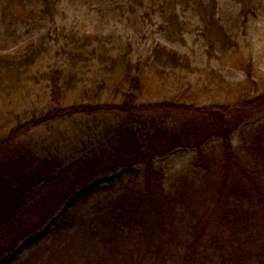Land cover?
Returning a JSON list of instances; mask_svg holds the SVG:
<instances>
[{
    "label": "trees",
    "instance_id": "obj_1",
    "mask_svg": "<svg viewBox=\"0 0 264 264\" xmlns=\"http://www.w3.org/2000/svg\"><path fill=\"white\" fill-rule=\"evenodd\" d=\"M77 1L99 10L106 2ZM232 1L239 6L238 23L264 14V0ZM62 2L1 0L5 26L51 19L55 28L18 54H0V261L60 214L54 243L33 251L21 264H264V125L243 138L239 153L232 143L245 121L264 113V77L254 73L245 54L238 61L239 43L228 26L233 21L221 16L220 0L124 2L133 13L151 8L171 42L185 44L197 19L208 55L222 66L238 61L247 71L238 84L228 83L211 65L194 67L187 56L158 43L134 64L133 48L123 35L110 47L111 37L58 25ZM124 6L115 8L123 12ZM53 45L61 64L38 70ZM90 58L97 62L92 76L83 71ZM197 73L204 75L200 91H218L222 97L208 108L200 102L199 89L192 90L191 77ZM172 77L188 85L180 97L161 99V89L140 105L129 92ZM88 86L93 88L90 104L48 110L33 103L36 91L47 89L60 104L88 92ZM78 115L103 116L111 123L115 119L106 115L149 121L135 131L123 130L126 121L121 119L106 125L109 141L69 168L58 155L43 156L40 143L22 140L35 129ZM215 138L221 140L219 157L201 151ZM179 148L199 150L193 174L166 188L155 161ZM138 165L144 166L142 187H122L89 210L64 208L90 183Z\"/></svg>",
    "mask_w": 264,
    "mask_h": 264
},
{
    "label": "rangeland",
    "instance_id": "obj_2",
    "mask_svg": "<svg viewBox=\"0 0 264 264\" xmlns=\"http://www.w3.org/2000/svg\"><path fill=\"white\" fill-rule=\"evenodd\" d=\"M124 1L106 0L103 3L104 10H99V7L96 5L90 6L77 0H63L56 23L68 29H74L79 33L100 34L111 37L112 44L109 45L110 47L117 46L118 43L115 37L123 35L124 41L127 44L130 43L133 48L130 57H132L134 64L140 63L148 49L155 43H158L187 56L196 68L203 69L211 65L214 69H218L221 72L222 78L228 83L238 84L246 80L247 71L241 68L238 62L243 59L241 58L243 54L247 56V59L252 61V67L256 69L254 73L264 77V14L247 19L246 24L238 23L239 6L232 0H220V7L223 10L221 16L233 21L232 23H228V26L233 33L234 39L239 43L238 48L235 50L238 52V61L222 66L217 60L212 58V55H208L203 40L198 36L197 19L194 21V25L191 26L190 33L186 36L185 44L178 41L171 42L159 28L160 25L156 23V15L151 8L138 10L136 13H133L128 9ZM1 6L0 0V54H18L27 45L37 41L41 35L53 31L55 28V23L51 19H44L30 24L5 26L1 21ZM122 6L126 8H121L123 12L120 9H116ZM57 49L58 47L53 45L52 52L40 62V65L37 67L38 70L47 71L59 67L61 58L58 56ZM112 50L114 49L112 48ZM96 63L92 58L88 59L83 68L84 73L92 76ZM134 73L137 76L139 75L136 70ZM202 76L199 73L193 74L191 77L192 90L199 89L200 102L203 107L208 108L217 97H221V94L217 93L218 91L215 93L204 92L206 90L200 91L205 88ZM143 86L140 92L136 90L129 91L138 97L136 104L149 103V98H152L157 90H164L161 99H170L180 97L182 95L181 88L188 89V85L180 86L179 81L175 77H172L169 81L149 82ZM90 88L92 87L88 86L86 88L88 92L81 95L72 94L70 98L60 101V104L53 100L47 89L43 92H34L32 99L33 103L40 104L42 108L48 110L56 109L59 105L65 106L66 103L74 104L78 102V104H90L91 98H88V96L93 92V88L92 90ZM26 106L30 108L32 104L29 103ZM105 117L112 120L115 119V121H112L114 125L120 119L121 122L123 120L126 121V124L123 125V130H142L141 123L149 121L146 117L140 119L137 116L133 118L134 120L136 119V123H132V118L128 121L126 117L121 116L106 115ZM170 121L168 120V123H171ZM110 123L103 116L78 115L69 121H61V123L50 124L35 129L28 137L22 140L40 143L39 148H41L43 156L58 155L65 162V167L69 168L78 164L91 151L99 150L102 145L109 141L111 135L108 136L103 131L106 129V125ZM261 125H264V113L245 121L234 132L232 143L236 152L239 153L242 150L243 138L247 137L253 129ZM201 151L208 156L219 157L222 153L221 140L217 138L212 139L201 148ZM198 154V149L179 148L155 161V167L162 170L165 175L164 183L166 188H169L176 178L191 176L193 174L194 166L192 163ZM143 173L144 166L138 165L132 171L123 169L108 178H100L90 183L85 190L75 194L69 201L70 205L67 204L64 208L67 209L71 205H76L78 208H88L89 210L98 200L115 196L122 187H142ZM119 176H121L120 180L117 179ZM59 220L60 214L35 236L23 241L17 250L2 259L0 264H21L33 251L51 246L54 243L55 228L59 224Z\"/></svg>",
    "mask_w": 264,
    "mask_h": 264
},
{
    "label": "water",
    "instance_id": "obj_3",
    "mask_svg": "<svg viewBox=\"0 0 264 264\" xmlns=\"http://www.w3.org/2000/svg\"><path fill=\"white\" fill-rule=\"evenodd\" d=\"M70 205V204H69Z\"/></svg>",
    "mask_w": 264,
    "mask_h": 264
}]
</instances>
